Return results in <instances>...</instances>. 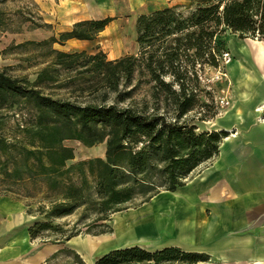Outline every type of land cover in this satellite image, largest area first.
Masks as SVG:
<instances>
[{
  "label": "trees",
  "instance_id": "trees-1",
  "mask_svg": "<svg viewBox=\"0 0 264 264\" xmlns=\"http://www.w3.org/2000/svg\"><path fill=\"white\" fill-rule=\"evenodd\" d=\"M113 20H80L41 43L94 40ZM225 29L264 41V0H199L190 10L164 6L137 17V53L108 59L101 50L51 47L53 59L33 81L12 75L7 67L0 70V195L22 201L28 214L42 216L29 227L31 239L65 243L83 226L94 235L112 232L106 222L112 213L139 195L144 202L160 190H176L219 153L229 132L199 130L198 123L218 114L201 74L206 66L221 65ZM61 71L92 99L45 93ZM11 120L14 124L8 125ZM67 139L106 143L105 157L78 162L79 183L71 176L68 161L75 151ZM32 203H37L35 209ZM80 208L71 228L56 223ZM67 253L74 255L68 256L69 264H88L67 248L45 263ZM208 259L178 246L151 250L131 244L98 255L91 264H196Z\"/></svg>",
  "mask_w": 264,
  "mask_h": 264
},
{
  "label": "crops",
  "instance_id": "crops-1",
  "mask_svg": "<svg viewBox=\"0 0 264 264\" xmlns=\"http://www.w3.org/2000/svg\"><path fill=\"white\" fill-rule=\"evenodd\" d=\"M83 1L36 0L49 24L59 20L61 12L68 14L64 30L77 21L96 18L84 14ZM44 29L36 27L33 34L41 33V40L54 35ZM22 32L6 31L4 36L20 41ZM90 41L72 38L66 43L77 44L75 50L81 51L89 50ZM259 45L264 47V41H247L251 55L238 59L234 55L228 66L235 102L216 120L219 129L229 132L219 153L176 190H160L149 200L116 212L114 236L87 237L91 260L86 263L132 242L152 250L178 246L209 256L196 264H264V57L258 56ZM54 48L61 47L54 44ZM234 64L236 74L231 75ZM27 210L24 202L0 195V264H46L61 248L31 239L29 227L35 216ZM128 231L130 235L124 236ZM76 240L75 236L66 243ZM214 257L220 260L215 262Z\"/></svg>",
  "mask_w": 264,
  "mask_h": 264
},
{
  "label": "rangeland",
  "instance_id": "rangeland-1",
  "mask_svg": "<svg viewBox=\"0 0 264 264\" xmlns=\"http://www.w3.org/2000/svg\"><path fill=\"white\" fill-rule=\"evenodd\" d=\"M198 1L199 0H84L83 12L85 15L96 18H104L107 16L114 17V20L109 24V26L102 31L97 38L89 42V50L86 51L88 53H92V50H94L93 52L101 50L106 53L108 59L112 57L118 58L128 53H137L139 46L136 41V21L140 14L149 13L157 8L172 5H179L183 7V10H190L196 7ZM47 9H50V5ZM62 14L63 13L61 12V14L58 15L60 17L59 20L53 24H49L44 21V17L40 12V8L36 0H6L0 2V70L7 67L8 72L12 75L28 78L31 81L35 80L40 69L47 62L53 59L51 47H54V45H51L50 43H41L44 41L40 38L41 33L33 34V30L36 27L44 26L43 28H48L51 34L59 36V34L63 32L64 28L69 25L68 14ZM21 30H23L22 34L25 33V35H22V38L20 37V41H17L16 39L13 40L12 35L4 36V32L6 31L11 33ZM23 38L29 39L23 41ZM220 39L224 43V48L226 49L223 51V55L221 57V65L219 67L206 66L201 74L203 87L206 91H210L213 95L218 114L210 120L198 123L199 130L219 129V125L216 123L217 117L235 102L233 95L235 85L234 81L229 77L228 66L233 61L234 55L237 59L239 57H243V55L239 53V48H248L247 41L253 42L251 39L254 38H241L237 33L232 32L230 29H225L220 35ZM254 40L260 41V39L257 38ZM56 45L57 47H61L57 49L68 52L75 51V49L79 47L77 44L67 43H65L64 46H61L58 43H56ZM226 52H229L230 56L232 55V61L230 63L226 62L224 59V54ZM258 56L260 57V55ZM231 67V75H235V64ZM61 72L62 74L58 77L59 81L55 83L49 82L47 84L48 87H45L44 89L45 93H51L52 95L58 97H79L80 99H92V94L79 92L75 84H71L69 80L65 79L68 76L67 72ZM67 84L69 85V88L64 86ZM1 111L2 110H0V113ZM10 124H14V122L11 120L8 125ZM65 144L73 147L75 151V157L74 159L68 161V165L72 166L71 176L77 183L80 182V177L78 175L79 172L75 167L79 161L94 157H105V141L95 145H86L76 139H67L65 140ZM195 172L196 169L190 174V176ZM140 200L141 195L137 196L133 203L123 205V208L120 211H126L128 208L141 203ZM31 206L35 209L37 207V203H32ZM82 212L83 208H80L76 213L60 219L56 223H62L65 224V228H71L79 220ZM115 213H112L110 215V219L106 220L108 225L113 228L112 232L94 235L92 233H88L86 231V226H83L81 232L76 236L77 240L75 243L67 244V241L65 243H58L52 241L49 237L43 238V240L41 238L38 239H40V243L46 245L59 244L61 245L60 249L67 248L75 253H78L84 261L90 262L91 259L89 255H91V252L88 247L87 237L100 239L101 237L111 238L114 236ZM35 219H42V216H37L34 220ZM93 229L98 228L94 227ZM129 244L138 243L130 242ZM143 244L146 245V243ZM146 248L150 249V247ZM69 255L70 254L67 253L60 256L55 259L52 264H69V259H71L70 257H74V255L71 254L68 258ZM213 260L218 262L220 259L218 257H214Z\"/></svg>",
  "mask_w": 264,
  "mask_h": 264
},
{
  "label": "bare ground",
  "instance_id": "bare-ground-1",
  "mask_svg": "<svg viewBox=\"0 0 264 264\" xmlns=\"http://www.w3.org/2000/svg\"><path fill=\"white\" fill-rule=\"evenodd\" d=\"M251 41H253V43H256V44H259V41H257V40H254V39H251ZM259 48L257 49V52H258V55H260V57H264V47H262L261 45H259L258 46ZM239 53L241 54V55H243L244 57H247V56H250L251 54H250V50L248 49V48H246V47H240L239 48ZM232 61V55H231V59L229 60V62L228 63H230ZM124 219V218H123ZM122 221V220H121ZM123 228V227H122ZM125 229V228H124ZM126 235H130L129 234V231L127 232V233H125L124 234V236H126ZM123 236V237H124ZM118 238V237H117ZM118 243H120V242H118ZM100 247H102V246H100ZM105 248V247H104ZM107 248V247H106Z\"/></svg>",
  "mask_w": 264,
  "mask_h": 264
},
{
  "label": "built area",
  "instance_id": "built-area-1",
  "mask_svg": "<svg viewBox=\"0 0 264 264\" xmlns=\"http://www.w3.org/2000/svg\"><path fill=\"white\" fill-rule=\"evenodd\" d=\"M224 59L226 60V62H229V60L231 59V56H230L229 52H226L224 54Z\"/></svg>",
  "mask_w": 264,
  "mask_h": 264
}]
</instances>
